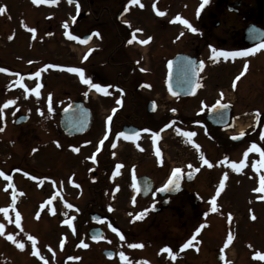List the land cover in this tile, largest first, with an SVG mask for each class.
Wrapping results in <instances>:
<instances>
[{"label": "rangeland", "instance_id": "1", "mask_svg": "<svg viewBox=\"0 0 264 264\" xmlns=\"http://www.w3.org/2000/svg\"><path fill=\"white\" fill-rule=\"evenodd\" d=\"M45 1L34 4L32 0H0V6L6 8L0 14V69L7 70L0 71V128L3 129L0 131V172L11 177V180H5L0 176V208H8L7 216L0 212V224L3 225V232L0 233V264H121V252L125 256H135L134 261L130 262L133 264H182L159 253V249H164L163 246L173 240V230L168 238L158 239L159 244L155 243L154 237L149 236L153 231L160 233L169 228L166 223L170 222L163 215L165 210L158 214L162 215V220L157 228L148 227L150 219L145 222L136 219L137 215L129 212V199L111 191L112 187L123 184L119 174L108 177L105 186L110 191L108 189L106 194L101 193V188L94 191L97 187L88 191V183L85 182L84 192L81 189L83 185L79 187L78 183L69 179V172L74 170L73 166L76 168L70 156L71 142L62 136L54 123L62 106L81 89L78 84H82V81L78 74L68 72L65 64L87 66L98 58L95 56L84 60L88 47L96 50L103 46L100 53L106 58L105 67L99 69L93 66L104 74L105 79L109 82L146 80L147 86L144 88L150 91L142 92L143 96H140L153 99L157 109L149 115L145 112V115L155 126H165L148 142L171 145V151L177 148L183 157H187L190 168L195 167L199 171L195 179L201 188L198 197L202 204L199 211L206 214L203 249L198 257L188 255L185 264H264V260L255 258L257 252L264 253V192L255 191L260 187L264 168H260L257 163L261 160L259 153L248 152L247 157L244 155L252 144L264 150V68L251 66L241 71L239 64L233 66L227 57L219 54L214 68L204 65L205 78L198 96L174 102L168 99L164 87L166 63L173 52L180 48L189 49L195 35L189 29H184L175 17L179 15L187 21L192 19L190 16L193 15L195 0H165L163 3L144 0L143 3L126 5V15L137 21L135 32L139 35H135V39L140 42L152 38L147 44L138 42L132 50L121 47L124 52H128L127 56H132L131 63H125L127 58L120 60L121 55L112 50L122 42V34L117 33L116 28L106 20L108 12L113 14L120 8L115 0H107L105 7L101 8L100 5L97 9H94L93 4L89 5V0ZM151 4L155 7H149ZM80 5H89L94 15L102 16L99 21L104 27L101 31V24L98 26L92 46L83 45L78 39L72 40L67 33L71 28L67 21ZM157 10L165 14L158 15ZM156 21L169 24L162 28L163 24ZM29 29H35V32ZM76 30L80 32L81 29ZM134 64L138 67L135 68ZM37 72L40 73L39 77L35 75ZM241 72L244 73L242 76ZM232 83L237 85L234 94H229L230 98L234 97V102L228 104L232 109L228 128H211L203 117L206 109L201 110V103L209 107L217 91L221 87L231 91L232 88L228 87ZM20 84H24L28 91ZM37 84L40 85L39 96L31 91ZM114 92L125 100V112L138 114L133 104H128L123 93ZM92 93L98 95L97 90H92ZM8 100H14L15 103L4 108ZM95 102L96 112L105 111L102 106L109 104L106 98L101 100V105ZM171 110H175L177 115H172ZM198 112H201L200 115H197ZM19 114L27 115L28 119L15 124ZM185 132L195 135L186 137L183 135ZM231 133H243L244 136L239 141H231L227 138ZM140 143H147V139H142ZM220 143L227 145L222 148ZM197 149L201 156L210 158L211 167L197 156ZM120 153L114 161L121 159ZM130 154L132 157L122 170L125 177L132 167L138 169L145 160H149L141 152L133 150ZM220 155H223L222 159ZM242 160L244 166L239 172L233 169L226 174L229 179L225 180L217 195L220 183H215L216 178H223L224 171H228L232 162L239 164ZM254 164L256 167H253ZM56 181L58 183L54 186ZM214 196L216 211H212L213 205L210 203ZM68 204L73 207L68 208ZM150 206L147 201L139 205L145 211H149ZM186 208L191 210L189 205ZM99 211H105L104 214L122 230L119 233L124 239L108 227L101 226L103 240L100 243L92 242L89 229L100 224L93 223L89 215ZM17 213L20 215L19 226L16 222ZM253 215L255 219H252ZM72 217L75 218L74 222L71 221ZM65 220H70L71 225L64 223ZM172 220L175 222L176 217L173 216ZM229 234L233 237L230 242L227 239ZM8 235L22 243L23 249L8 240ZM29 236L36 239V254L32 241L28 240ZM61 240L64 241L63 246ZM81 241L87 247L80 246ZM129 244H142L143 249L131 248ZM111 246L116 248L118 260H106L100 251ZM220 254L224 256L223 260L218 258Z\"/></svg>", "mask_w": 264, "mask_h": 264}, {"label": "flooded vegetation", "instance_id": "2", "mask_svg": "<svg viewBox=\"0 0 264 264\" xmlns=\"http://www.w3.org/2000/svg\"><path fill=\"white\" fill-rule=\"evenodd\" d=\"M47 1L45 2L48 3ZM115 1L120 8L113 14L108 12L106 20H109L108 23L116 28V32L118 31L120 34H122V42L121 45H118L113 49L121 55L120 60L127 58L128 60L124 62L131 63L130 61H132V56H127L128 52H124L121 47L125 46L128 48V50H132L133 47L136 48L135 46L137 42L133 37H135V35H139L138 32H135V28L138 27L137 21L133 20L134 17L132 18L127 16L125 11L126 5L134 4H131L129 0ZM143 1L144 0H139V3H143ZM153 1V3L165 2V0ZM88 2L89 5L93 4L94 9L99 8L100 5L101 8L107 5V0H89ZM201 2L202 0L194 1L195 7L193 10V15L190 16L192 19H189L190 24L197 29L196 32L191 31V33H194L195 35L190 41L189 49L180 48L178 51L173 52L172 56L169 57L166 63L164 73V87L168 99L173 100L174 102L187 101L197 97L199 92L202 91L201 88L205 78L204 70L201 68L200 70H197L196 84L191 94L184 96L169 95L167 89L169 61L176 53H186L189 56L194 57L195 61H201L203 62V65H208L210 68H214V63L217 62L216 57H219L220 52L243 51L249 48L255 49L257 44L264 42V0H208V3L202 9H200L199 14H197V9L199 8ZM89 5H84V7L80 5V8L75 13L71 14V18L67 21L68 25H71V28L68 29L69 31H67V33L70 36L78 37V40H80L83 35L89 34L90 40L86 45L92 46L91 42L94 39L97 30H99L98 26L101 24V31L104 26L103 23L99 21L102 16L94 15V10L90 9L91 6L89 7ZM152 6L154 5L151 4L149 7ZM118 12H121L122 16L117 19L116 14ZM78 16L82 17L77 18ZM157 18L160 20V16ZM80 22H82V24L78 25ZM133 22H135V24ZM156 22L163 24L162 28H165L169 24V22ZM153 26H155L154 23ZM183 26L184 29H188L185 25ZM76 28H80V32L77 31ZM129 41L132 42L129 43ZM91 48L92 47H88L85 52L87 59L90 60L91 57L95 56H98V58L89 62L87 66L80 65V68L84 70L86 78L92 81L93 77H95V80L92 82H97L98 84L104 86L108 94L106 95L97 91L98 95H93L92 90H96L95 88L83 83L78 84L81 89H79L78 92H75V94L72 95V99L68 100V102L62 106V108L71 101H81L84 106L89 109V128L85 132L67 137L62 133L58 126L59 115L56 122L54 123L62 136L71 142L69 144V147L71 148L70 156L73 157L72 163L73 165L76 163V168L73 166L72 169L74 170L69 172V179L74 181V183H78L79 187L83 185L81 189H83L84 192L85 182L88 183V191H90L92 187H97L94 188V191L98 190V188H101V193L106 194L108 189L110 191V188L105 186L107 185L106 183L108 177L113 174H119L123 184L112 187L111 191L122 194L127 199H129L127 202V206L131 207L129 212H133L136 215L143 214L142 218L140 219L142 222L150 219L148 227H160L162 215L159 216L158 214H161L163 210H165L163 215L164 219L170 222L169 224L166 223L169 228H166L160 233L153 231V233L149 236L154 237L155 243L159 244L158 239L161 240L168 238L170 232L173 230L175 233L173 235V240L171 242H167V246L163 247L170 248L172 250V254L176 258L172 259L167 252H164L161 249H159V253L168 256L170 259L177 261V263L185 264L187 262L188 255L191 257H198L202 253L203 249L202 240L205 227H201V225H204V216H206V214L203 211H199L200 205L202 204V201L198 197L200 195L201 188L195 182L199 171L195 167H189L187 157H183L181 151L177 148H175L174 151H171V145L164 143L153 144L148 142L152 139V136L155 133L161 131V128H164L165 126L162 124L155 126L154 122L148 120L145 115V112L147 115H149V112L147 111L149 101H152L154 105V111L152 113H154L157 109V105L153 99L146 98L145 95V99L140 96V94L143 96L142 92L150 91L144 88L147 86L145 84L146 80L124 79L122 81L114 80L109 82L104 78V74L100 73V70L97 71L94 68V66L99 69H103L105 67L106 58L102 57L103 53H100V50L103 51L104 46L100 47V49L97 48L96 50ZM213 49L216 51L214 52ZM221 57L224 56L221 55ZM227 58L231 61L230 63H232L233 66L239 64V70L241 71H246L251 66L258 68L260 67L261 69L264 68V49L255 51L254 54H249L247 56H229ZM87 59L84 58V60ZM133 59L138 61L137 58L135 59L133 57ZM208 62L211 63L208 64ZM245 64H247L246 69ZM65 66L78 67L76 64H65ZM134 67L136 68L138 65L134 64ZM236 85V83H232L231 86L229 85L228 88H232V90L229 92L221 87L222 89H220L219 92L217 91V96L213 99L212 104L217 101H220V103L223 104H231L234 102V97L232 96L233 98H230L229 94H234ZM114 91L123 93V97L127 98L128 104H133L138 114L135 115L133 112H125V100L119 97ZM221 93L223 94L222 96ZM134 97L135 99H133ZM103 98H106L109 101V104L107 106H102L105 111L96 112L94 105L96 103L95 100L101 105V100ZM118 100L120 101L119 104L117 103ZM200 107L201 110L206 109V112L209 109V107L206 108L203 102L201 103ZM113 109H115V112H113ZM206 112L203 115L204 119L206 117ZM84 113L85 112H83V114ZM174 113L175 114H171L177 115L176 111ZM200 113L201 112H198L197 115H200ZM83 114L81 113V116H84ZM110 115L112 116V120L108 121L107 118ZM254 119H256V117H254ZM209 125L211 128H214V126L211 124ZM77 127L80 126L76 125L74 128L77 129ZM226 128H228V124L223 127V129ZM145 129L148 131H145ZM135 131H137L135 139H125L124 137L118 135L121 132L131 135L135 133ZM224 131L228 132L226 130ZM229 135L227 136L228 139ZM142 136L144 137L142 138ZM75 139H77V142ZM142 139H147V143H140ZM113 145H115V147H113ZM226 145L227 144L224 143L221 144L220 147L223 148L226 147ZM88 148L90 149L89 152ZM74 149H78V151H74ZM133 150L135 152L143 153L144 157L149 158V160H145L143 164L138 167V169H134V167H132V169H130L128 172V178V173L125 177L122 170L132 157L130 153L133 152ZM157 150L160 153L159 156L156 154ZM116 152H121L119 154L121 159L114 161V159L118 158V153L116 155ZM196 153L198 157H203L210 163V158H206L204 155L201 156L199 149L196 150ZM222 157L223 155H220L221 159ZM117 164L122 165V167L117 169ZM224 165L226 166L227 163L225 162ZM229 167L227 168L228 171H224V174L231 173L233 169ZM176 168L181 169V173L178 177V186L177 184H172L169 186V190L167 192L160 191V189L164 187L168 180L175 179L172 177V172ZM190 171H193L195 174L193 179L188 181L187 175ZM223 178L218 176L215 183H219ZM228 179L229 177H227L225 180ZM127 182L129 184H127ZM57 183V181L54 182V186ZM143 201H147L151 204L149 211H145V208L139 207ZM163 202L166 203V206L162 210L155 212L154 210L158 208ZM136 205H138V207ZM187 205L190 206V211H188L187 208L186 210L184 209L185 206L187 207ZM135 211L137 212L135 213ZM98 213L102 215V218L98 223L100 225L98 226L108 227V225L111 223L113 224V227L118 229V231H122L114 222L111 221L110 217L104 214L105 211H99ZM173 216L176 217L175 222L172 220ZM71 221L74 222L75 218L72 217ZM197 228H200L199 232L196 231ZM110 231H112L111 228ZM103 236L104 234L100 240H93L92 242L100 243V241L103 240ZM193 237H195L193 243L188 248L182 250V245ZM104 250H111L113 252V256L111 258H106L103 254ZM100 251L106 260H118V258H116L118 256L115 255V247H105ZM221 256L222 255L220 254L218 258L223 260L224 256ZM125 257L127 258V262L134 261L135 259V256L133 257V255H128ZM119 259L121 260V264H126V262L121 259L120 255Z\"/></svg>", "mask_w": 264, "mask_h": 264}, {"label": "snow or ice", "instance_id": "3", "mask_svg": "<svg viewBox=\"0 0 264 264\" xmlns=\"http://www.w3.org/2000/svg\"><path fill=\"white\" fill-rule=\"evenodd\" d=\"M32 2L35 4V3H39L40 0H32ZM50 2H53L54 3L55 0H50ZM129 2L131 4H138L139 3V0H129ZM207 3H208V0H202L199 8L197 9V14H199L200 9H202ZM140 6L143 7V5H140ZM154 7H155V5H154ZM5 11H6V8L3 7V6H0V14H3ZM157 14L163 16L165 13L162 12V11L157 10ZM175 20L176 21H179L180 23H182L183 25H185L192 32H196L197 31V29L195 27H193L190 24L189 21H187L186 19H182L179 15L177 17H175ZM65 27H67V24H65ZM29 31L35 32V29H29ZM137 31H140V30H137ZM97 35H98V33H97ZM11 38L12 37H9V39H11ZM70 38L71 39H79L78 37H75V36H70ZM133 38H135V37H133ZM151 39H152L151 37H148L145 40H141L140 43L147 44ZM80 42L81 43H86L87 41L86 40H81ZM131 42L132 41H129V43H131ZM261 49H264V42H261V43L257 44L255 46V49L249 48V49H246V50H243V51H234V52H223L222 51V52H220V55H223L224 57H229V56H232V57H236V56H247L249 54H254L255 51H258V50H261ZM213 51L215 52L216 50L213 49ZM84 58L87 59V55H85ZM169 66H171V62H169ZM203 66H204L203 65V62H201L200 63V67L203 68ZM246 68H247V64H245V69ZM0 71H7V70L6 69H0ZM67 71L70 72V73L78 74L83 84L89 85L90 87L95 88L98 92L104 93L106 95L108 94L107 93V90H106V88L104 86H102L101 84H98V83H93L90 79L85 78L84 70L82 68H80V67H68L67 68ZM243 74H244L243 72L240 73L241 76ZM35 75L37 77H39L40 73L37 72V73H35ZM236 79H239V77H237ZM20 86L22 88H25L26 91H28V89L26 88V86L24 84H20ZM39 88H40V85L37 84L36 88L31 89V91L33 93H35V95L39 96L40 95ZM173 94L175 95V93H173ZM222 95L223 94L221 93V96ZM50 99L51 98L49 97V101H50ZM13 103H15L14 100H8L3 105V107L4 108H7L8 106L12 105ZM117 103L119 104L120 101L118 100ZM217 106L224 107L225 105H221L220 104V101H217ZM49 111H51V107H49ZM113 112H115V109H113ZM107 119H108V121H111L112 120V116L111 115L108 116ZM0 131H3V129L0 128ZM145 131H148V130L145 129ZM118 135L124 137L125 139H135V137H136L137 134L136 133H133V134L129 135V134H126V133L121 132ZM183 135L186 136V137H192V136L195 135V133H193V132H185V133H183ZM240 135H243V133H241ZM233 138L235 139L237 137H233ZM262 138H264V137H262ZM101 143H102V141H101ZM113 147H115V145H113ZM196 147L198 148L199 146L196 145ZM33 151H35V149H33ZM74 151H78V149H74ZM248 152H257V153H259L260 156H261V160L258 161L257 163L259 164V167L260 168H264V150H261L256 144H252L251 147L244 153L245 157H247ZM156 154H157V156L160 155V153H159L158 150H157V153ZM93 159H94V157H93ZM201 159H203L204 164L208 165L209 167L212 166L207 159H204L203 157H201ZM225 160H227L226 157H225ZM243 166H244V161L243 160L239 164H237L235 162H232L230 164V167L232 169H234L235 171H237V172H239ZM120 167H122V165H120V164H117L116 165V168L117 169H119ZM189 167H191V165H189ZM253 167H256V165L254 164ZM257 170H259V169H257ZM180 173H181V169L180 168L174 169L173 172H172V177L175 178V179H170L169 182L167 184H165L163 188L160 189V191H168L169 190V186L172 185V184H177V186H178V177H179V174ZM0 176H3L5 180H11V177L5 175L3 172H0ZM226 178H227V176L225 174V177L220 180V182H219L220 183V187L217 188V195H219L220 190L223 188L224 182H225V179ZM255 191L264 192V176L261 177L260 187L257 188V189H255ZM215 201H216V197L214 196V197L211 198V201H210V203L213 205L212 211H216ZM14 202H15V196H13V203ZM67 207L68 208H72L73 206L71 204H68ZM109 210H111V209H109ZM0 212L4 213V215L7 216V214H8V208H0ZM142 215L143 214H137L136 219H141L142 218ZM229 218H231V217H229ZM252 219H255V216L254 215L252 216ZM19 220H20V215H19V213H17L16 214L17 226H19ZM64 223L71 225V221L70 220H65ZM203 226L204 225H201V227H203ZM109 227H111L112 228V231L113 232H116L117 235H120V238L121 239H124L123 235L119 233V231H118L117 228L112 227L111 225H109ZM196 231L199 232L200 231V228H197ZM2 232H3V225L0 224V233H2ZM7 239L10 240V241H12L14 244H16V246L18 248L23 249L24 245L22 243H18L13 238L12 235H8L7 236ZM93 239H97V237H93ZM227 239L230 242L233 239L232 235L229 234V236H228ZM28 240L32 241L33 249H34V254H36L35 253V245H36V239H35V237L29 236L28 237ZM193 240H195V237H193L192 239H190L186 243H184L182 245V250L188 248L193 243ZM63 243H64V241L61 240V246H63ZM80 246L87 247V245L84 244L83 241H81V245ZM225 246H227V244ZM129 247H131V248H141V247H143V245L142 244H129ZM162 251L167 252L172 259H175L176 258L172 254V250L170 248L165 247L164 249H162ZM120 257H121L122 260H124L126 262V264H130V262H127V258L125 257V255H124L123 252L120 253ZM255 258L256 259H259V260H264V253L257 252L255 254Z\"/></svg>", "mask_w": 264, "mask_h": 264}, {"label": "water", "instance_id": "4", "mask_svg": "<svg viewBox=\"0 0 264 264\" xmlns=\"http://www.w3.org/2000/svg\"><path fill=\"white\" fill-rule=\"evenodd\" d=\"M120 16L121 13H119L116 17L119 18ZM81 40L88 41V35H84ZM170 62H171V66H169L168 83H167L168 91L171 93V95H174L173 93L179 96L191 94L195 88L196 77H197L196 68H200V62L199 61L195 62L194 57H190L184 53L176 54L170 60ZM221 105H225V106L224 107L217 106V102H215L206 113V120L213 126L222 127L225 126L229 121L231 107L227 104H221ZM147 111L149 113H152L154 111V105L152 101L148 102ZM83 112L85 113L83 114ZM81 113L84 116H81ZM171 113L175 114L174 112ZM60 114L61 116L59 118V125L62 131L66 135L71 136L87 130L90 122L89 110L84 107L81 101L70 102L63 110H61ZM27 119H28L27 115L21 114L15 119L14 122L15 124H19L21 122L27 121ZM76 125L80 127H77V129H75L74 127ZM136 132L137 131H135V133ZM233 137H237V138L234 139ZM242 138L243 135L240 134L231 135L229 137L231 141H239ZM194 174L195 173L193 171H190L187 175V180L188 181L192 180ZM170 192H174V191H170ZM165 206L166 203L163 202L154 211L155 212L160 211ZM89 218L92 222H98L102 218V215L98 214L97 212H92L90 213ZM89 235L92 239L93 237H97V239H99L102 235V230L99 227H95V226L91 227L89 229ZM103 254L108 258H111L113 256V252L111 250H104Z\"/></svg>", "mask_w": 264, "mask_h": 264}]
</instances>
